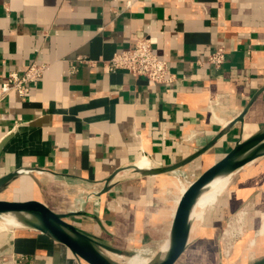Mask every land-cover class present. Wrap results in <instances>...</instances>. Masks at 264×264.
Here are the masks:
<instances>
[{
	"label": "crops",
	"instance_id": "crops-1",
	"mask_svg": "<svg viewBox=\"0 0 264 264\" xmlns=\"http://www.w3.org/2000/svg\"><path fill=\"white\" fill-rule=\"evenodd\" d=\"M144 37L172 83L104 71ZM220 46L226 61L210 65ZM34 62L46 69L30 92L0 98V179L18 173L0 200L43 203L109 258L144 248L162 256L182 197L172 174L201 176L264 131V0H0V87ZM253 163L217 208L236 212L254 195ZM6 226L0 264H88L39 230ZM191 233L188 246L201 230ZM261 244L238 264L264 258ZM188 246L176 264H194Z\"/></svg>",
	"mask_w": 264,
	"mask_h": 264
},
{
	"label": "water",
	"instance_id": "water-1",
	"mask_svg": "<svg viewBox=\"0 0 264 264\" xmlns=\"http://www.w3.org/2000/svg\"><path fill=\"white\" fill-rule=\"evenodd\" d=\"M243 116L238 118L241 121ZM205 149L201 150L202 153ZM264 157V131L255 134L244 142H239L225 158L213 165L199 176L183 193L174 218L171 239L168 248L149 264H176L186 251L192 229V212L208 185L218 176L232 175L258 158ZM184 164V163H183ZM183 164L165 169L140 168L134 166L135 172L142 175H157L175 171ZM18 173L0 179L1 190ZM108 188H105L106 191ZM15 215L25 226L39 230L54 240L67 246L75 255L88 264H115L101 252L92 241L67 223L65 215L54 212L51 208L38 201L10 202L0 200V216ZM251 264H264V258Z\"/></svg>",
	"mask_w": 264,
	"mask_h": 264
},
{
	"label": "rangeland",
	"instance_id": "rangeland-1",
	"mask_svg": "<svg viewBox=\"0 0 264 264\" xmlns=\"http://www.w3.org/2000/svg\"><path fill=\"white\" fill-rule=\"evenodd\" d=\"M251 166L260 168L257 177L253 178L252 181L255 185V191H252L254 195L250 196L247 193L244 197V203L239 206L240 208L236 212H232V206H222L219 209L216 204L220 198H227L232 194V185L243 171L234 174L227 191L204 210V219L199 224L201 235L193 238L188 246L190 251L186 253L187 255L191 251L197 253L190 260L194 264H202L203 260L207 264H238L244 259H250L258 255L256 248L260 243H262L261 252L264 251V157L254 161L253 164L249 165V167ZM172 176L180 185V190L188 188L199 177L197 174H188L185 171L174 173ZM245 199L247 200L245 201ZM234 213L237 216L232 223V214ZM7 216H0V227L6 226ZM249 221L252 222L251 226ZM194 223L195 219H192V224ZM256 240L259 241L255 247H252V243ZM242 246L244 254H238L237 256L235 253L237 250H241ZM137 255H140V253L122 256L125 260L120 258L115 260L114 263L125 264L128 258ZM144 257L149 259L150 262L155 259V256L151 255Z\"/></svg>",
	"mask_w": 264,
	"mask_h": 264
},
{
	"label": "built area",
	"instance_id": "built-area-1",
	"mask_svg": "<svg viewBox=\"0 0 264 264\" xmlns=\"http://www.w3.org/2000/svg\"><path fill=\"white\" fill-rule=\"evenodd\" d=\"M225 61L226 50L223 46L208 58V63L216 67H220ZM79 63L92 66L96 64L86 57L79 58ZM45 69V65L34 62L21 74L10 72L7 80L0 87V98L10 93L26 96L32 86L42 78ZM103 69L106 73L126 71L134 78L143 77L158 85L170 84L175 80L169 62L156 54L155 43L147 37L140 38L133 47L106 60Z\"/></svg>",
	"mask_w": 264,
	"mask_h": 264
},
{
	"label": "bare ground",
	"instance_id": "bare-ground-1",
	"mask_svg": "<svg viewBox=\"0 0 264 264\" xmlns=\"http://www.w3.org/2000/svg\"><path fill=\"white\" fill-rule=\"evenodd\" d=\"M233 175L234 174L227 175V176L221 175V176L216 177L208 185L206 191L200 196V198H199V200H198V202H197V204H196V206L194 208V211L192 212V216H191L192 219H195V223L193 224V227H192V230H191V232H192L191 236L192 237H195L198 234L199 224L204 219V217H203L204 210L206 209L207 206L212 205L213 203H215V201L217 199H219L220 196H222L227 191L228 186H229V184L231 182V178L233 177ZM186 189L187 188H182L181 189V195H183V193L186 191ZM177 201H179V199ZM6 224L12 225V226H15V227H21V228H23V226H25V223L23 221H21L15 215H8ZM258 241L259 240H256L254 243H252V247H255V245H256V243ZM141 252L142 253H140V255L128 258L125 264H149L150 260L147 259L144 256H150V255L151 256H155L157 254H160V250L152 249V248H147V249L144 248V250H142ZM110 258L113 261H115V260H119L120 258H123V257L113 255Z\"/></svg>",
	"mask_w": 264,
	"mask_h": 264
}]
</instances>
